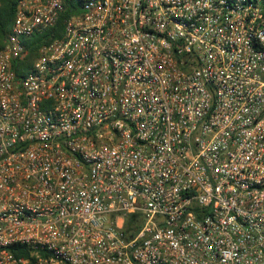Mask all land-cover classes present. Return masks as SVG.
Segmentation results:
<instances>
[{
    "label": "built area",
    "instance_id": "2783aa9c",
    "mask_svg": "<svg viewBox=\"0 0 264 264\" xmlns=\"http://www.w3.org/2000/svg\"><path fill=\"white\" fill-rule=\"evenodd\" d=\"M15 2L0 264H264V0Z\"/></svg>",
    "mask_w": 264,
    "mask_h": 264
},
{
    "label": "trees",
    "instance_id": "16d2710c",
    "mask_svg": "<svg viewBox=\"0 0 264 264\" xmlns=\"http://www.w3.org/2000/svg\"><path fill=\"white\" fill-rule=\"evenodd\" d=\"M15 5V0H0V39H2V35L6 34L9 31L14 16ZM62 26L63 25L61 17L54 28L43 32V34L41 35H35L29 40L25 41L26 47L28 49V57L26 62H17L13 66L16 76H21L23 71L29 70L35 57V50H37V48L42 44L46 43L49 38H55L56 36H59L63 29ZM138 218L139 216L137 214H129L125 217L124 227L126 231L133 233L140 227ZM20 250L22 251V253L27 252V249L25 248L17 249V251ZM18 253L20 252H15V254Z\"/></svg>",
    "mask_w": 264,
    "mask_h": 264
}]
</instances>
